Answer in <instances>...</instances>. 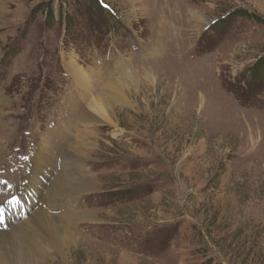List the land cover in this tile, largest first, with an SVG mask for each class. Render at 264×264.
<instances>
[{"label": "rangeland", "instance_id": "374dc122", "mask_svg": "<svg viewBox=\"0 0 264 264\" xmlns=\"http://www.w3.org/2000/svg\"><path fill=\"white\" fill-rule=\"evenodd\" d=\"M0 17L2 114L14 119L0 206L33 193L49 141L52 180L61 156L79 168L65 149L123 58L139 79L109 123L80 126L96 146L74 151L97 186L73 197L87 218L67 261L42 264H264V0H0Z\"/></svg>", "mask_w": 264, "mask_h": 264}, {"label": "bare ground", "instance_id": "6f19581e", "mask_svg": "<svg viewBox=\"0 0 264 264\" xmlns=\"http://www.w3.org/2000/svg\"><path fill=\"white\" fill-rule=\"evenodd\" d=\"M167 20L165 18L162 22L166 23ZM160 34L161 35H158V38L156 39L159 46L157 44V47L153 46L154 51H152L149 56L161 53V44L167 39H161V37L166 36L165 31H160ZM165 43L166 42L163 43V51L166 50ZM123 59L125 61V65L123 62H119V77L111 78V76L108 75L105 84H103L105 86L104 95H102L100 99L97 98L98 100L96 99L90 101L87 107L82 111L80 126L84 125V131H86L89 135L93 133L88 129V127H86L89 124L94 126V123H99L101 122L100 120L109 123V118L111 117L110 113L114 109L113 104L118 100L117 94L119 91L126 89L130 91L140 86L138 74L135 70L136 67H134L129 60L125 58ZM64 65L66 66L68 72H71V75L76 79H82V75H86L76 64L73 72L70 69L72 68L70 62L67 61ZM146 77H148L151 81L154 80V78H151L150 75H146ZM82 82L84 85L80 84L79 86L84 89L87 85H85V81ZM85 89L87 90V88ZM85 89L82 91L87 94ZM85 98L86 97L83 96L82 100ZM11 103L12 101L8 96L0 95V111H2L0 113V161L1 147L4 146L5 143L9 142V138L14 131L12 128L14 119H11L10 117L8 118V116L6 117L2 114L7 108L11 107ZM68 113L69 112L66 111L68 118L67 126L71 120ZM80 126L76 130L74 140L70 141L63 155L65 160L78 159L79 163H75V166H78L79 168L69 167V164H66L62 170L61 156L59 160L60 168L57 166L59 174L52 180L51 176L54 174L51 173L49 166L53 167L54 162L51 160L49 155H47V153L56 147L53 146L50 148V146H52V142L49 141V145L45 147L46 152H43L40 156L42 160V167L40 166L39 160H37L35 164L36 166L33 165L35 166V171H44V173L41 172L42 177L40 179H35V183L32 184H36L32 187L33 193L27 192V194L20 195V197L17 195L0 206V264H42L47 260L54 258V256L61 258V261H67L70 249L73 245L77 246V242L80 239V234L77 230L81 229V223L86 221L84 219H86L87 216L83 214V210H75L73 201L76 198L73 199V197H77L80 194L91 191L97 186V184L89 178V175L86 172V166L83 167L84 158L82 155L74 151L76 145L89 144L90 147L92 146V149L96 146L95 140H93V142H95L94 144H91V140L89 142L82 140ZM65 138L67 139V137ZM24 173L26 172L24 171ZM39 189H41L43 193V210L36 209V211L31 212L33 209L34 197L37 196ZM64 199H66V203H64L65 207L63 205ZM72 206L74 209H72ZM30 212V215L20 221L18 219L14 225H6L10 215L24 217L25 213L29 214Z\"/></svg>", "mask_w": 264, "mask_h": 264}, {"label": "trees", "instance_id": "16d2710c", "mask_svg": "<svg viewBox=\"0 0 264 264\" xmlns=\"http://www.w3.org/2000/svg\"><path fill=\"white\" fill-rule=\"evenodd\" d=\"M200 264H215V263H212L210 260H206V261H204V262H202Z\"/></svg>", "mask_w": 264, "mask_h": 264}]
</instances>
